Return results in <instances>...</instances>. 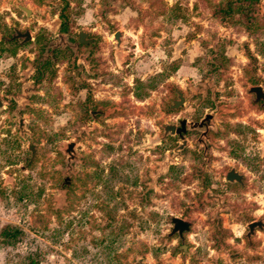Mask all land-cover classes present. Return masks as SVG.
Returning <instances> with one entry per match:
<instances>
[{
	"label": "rangeland",
	"instance_id": "374dc122",
	"mask_svg": "<svg viewBox=\"0 0 264 264\" xmlns=\"http://www.w3.org/2000/svg\"><path fill=\"white\" fill-rule=\"evenodd\" d=\"M19 2L49 38L88 31L96 65L76 86L65 56L29 72L38 41L0 46V264H264V0H0V30L35 23Z\"/></svg>",
	"mask_w": 264,
	"mask_h": 264
},
{
	"label": "flooded vegetation",
	"instance_id": "af4514ba",
	"mask_svg": "<svg viewBox=\"0 0 264 264\" xmlns=\"http://www.w3.org/2000/svg\"><path fill=\"white\" fill-rule=\"evenodd\" d=\"M30 9L31 11L29 14H27L23 9L21 10L24 12L25 16L26 15L33 16V22L35 23H32L31 27H22V28L19 25H16L15 23H11V22L9 26H2L1 27L2 30H0V46L9 49L14 46H19L27 42L32 41L31 43L33 44L35 43V41H38L39 47H41L43 50L38 56V58L36 60H33L31 69L29 70V72L33 75L35 73H38L40 76H42L47 71V68H49L48 67L49 65H51L52 67L54 65H58L59 64L58 61L60 60V58H62V56H65L66 60L68 61L67 63L68 76L71 77L75 85L78 86L80 79H84L83 74L84 75L92 74L93 69L95 68V65H96V63L92 61V50L88 47L86 48L81 47L82 45H92L94 43V37L90 36L89 32L87 31L88 34L81 37L80 39L78 35L79 30L77 31L76 37H70L67 31V26L65 23L66 21L63 18V15H60V22L58 25L59 30L57 32V35L56 37L49 38L46 36V34H44V33H47V29L41 28L38 31H35L34 26L38 22L35 17V13L33 9L32 8ZM47 14L49 13H44L43 15L45 16ZM25 32L29 33L28 37H26L27 34ZM20 33H23V35H20ZM58 33L65 34V37H64L65 43L63 41H60L58 44H56V39H58ZM67 42H72V43L77 42V45L71 46ZM1 103L3 104L2 100H1ZM98 112L99 110L97 111L95 110L96 114ZM21 122L23 124L24 119L19 118L18 120L19 127H21L20 126ZM176 126L179 127V125L177 124ZM226 174H225V178H226ZM66 177L67 176L64 177V180L69 182V177L65 179ZM243 177L244 175L242 174V182H238L237 180H233V181L243 184Z\"/></svg>",
	"mask_w": 264,
	"mask_h": 264
},
{
	"label": "water",
	"instance_id": "95a60500",
	"mask_svg": "<svg viewBox=\"0 0 264 264\" xmlns=\"http://www.w3.org/2000/svg\"><path fill=\"white\" fill-rule=\"evenodd\" d=\"M17 5L19 8L23 9L27 14L30 13L31 9L29 7L25 6L22 3H18ZM25 33L27 34L26 37H28L29 33L28 32H25ZM87 34H88V32L85 30H79L78 31V35H79L80 39H81V37H83ZM20 35H23V33H20ZM64 37H65V34L58 33V39H56V44H58L60 41H63L65 43ZM114 38L116 39V45L119 46L120 42H121V31L120 30H116L114 32ZM67 43H69V45H71V46L77 45V42H74V43L67 42ZM249 90L253 91L255 93V96L257 99L262 98V100H264V92H263L262 87L260 85H253L249 88ZM176 93H177V97L173 98L171 100V103H170L171 108H178L180 105H182L184 103V101L186 99L182 90L176 89ZM1 104L2 103L0 100V105ZM211 116H212L211 114H206L204 116V118H202L199 122H196L194 125H199V126L206 125ZM185 122H186L185 119H182L180 121L181 130L185 129ZM20 126H22V122L20 123ZM180 128L177 127L176 124H174V123H167L163 126V135L159 136L158 134H155V136L151 137L149 140L159 142L162 138H164L166 136L167 133L173 134L175 132H178ZM184 143L185 142H181L175 150L178 151L184 145ZM74 144H75L74 141H70V142H68L67 148H66V151L68 152V154L70 155L71 158L74 156ZM29 148L32 152L34 151V147L32 144L29 145ZM170 161H173V158L170 156H167L166 161L163 162V164L166 166L168 164V162H170ZM65 179H67V177ZM226 179L229 181L237 180L238 182H242V174L239 173L238 171H236L234 167H231L227 171ZM65 182H67V181H65ZM170 220H171L172 226L170 228L169 234L171 235L173 233H177L180 238H183V232L186 230H189V228H190V221L186 220L182 217H179V216H172ZM247 227H248V231L246 232V236L249 237L250 234L254 232L255 227H258V228L264 227V221L262 219L252 220V221L247 223ZM161 261H162V263L169 261L171 264H174V258L171 255L163 256L161 258Z\"/></svg>",
	"mask_w": 264,
	"mask_h": 264
},
{
	"label": "trees",
	"instance_id": "16d2710c",
	"mask_svg": "<svg viewBox=\"0 0 264 264\" xmlns=\"http://www.w3.org/2000/svg\"><path fill=\"white\" fill-rule=\"evenodd\" d=\"M244 1H248L250 4L251 2H256L258 0H244ZM219 9H223V8H219ZM19 231L18 227L16 225H7L6 227H4L1 230V233L4 237H14V235Z\"/></svg>",
	"mask_w": 264,
	"mask_h": 264
},
{
	"label": "crops",
	"instance_id": "0c3cea01",
	"mask_svg": "<svg viewBox=\"0 0 264 264\" xmlns=\"http://www.w3.org/2000/svg\"><path fill=\"white\" fill-rule=\"evenodd\" d=\"M20 3V2H19ZM18 4V3H17Z\"/></svg>",
	"mask_w": 264,
	"mask_h": 264
}]
</instances>
